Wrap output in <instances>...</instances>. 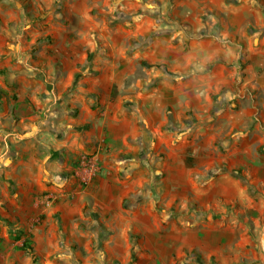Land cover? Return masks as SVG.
<instances>
[{
    "label": "rangeland",
    "instance_id": "obj_1",
    "mask_svg": "<svg viewBox=\"0 0 264 264\" xmlns=\"http://www.w3.org/2000/svg\"><path fill=\"white\" fill-rule=\"evenodd\" d=\"M18 101L105 138L51 192L0 146V264H264V0H0V143Z\"/></svg>",
    "mask_w": 264,
    "mask_h": 264
},
{
    "label": "crops",
    "instance_id": "obj_2",
    "mask_svg": "<svg viewBox=\"0 0 264 264\" xmlns=\"http://www.w3.org/2000/svg\"><path fill=\"white\" fill-rule=\"evenodd\" d=\"M60 104L61 103H59L58 106L53 105L49 109L50 115L48 114L43 117L42 113L40 115H36V113L32 114L26 109V103L18 101L14 106V110L20 120L15 122L7 130H4L3 136L7 139L3 140V143H0V146L3 147L2 149L14 156L18 155V159L10 164L11 176L14 177V179L17 178L20 182L29 183L34 187V192H51L57 188L53 184H46L43 178L46 177L50 178V181H55L53 180L55 176L67 165V158L63 160L60 156L61 153L64 152L63 155L68 154L70 151H73L77 145H84L83 141L94 142L97 138L102 136L89 130L86 135L82 136L84 140H81L82 138L78 136L72 138V133L68 128V124L62 119L64 114L59 111L62 109ZM32 116H35L34 122H31V118H34ZM47 117H49V119H47ZM94 121L96 124L101 123L103 125L106 122V117H98L97 120ZM107 136H111V133H107ZM102 138H105V135H103ZM40 145H44L46 148L44 149V147L41 146L40 149ZM47 147L54 150L50 151ZM92 147L93 146H91V148ZM116 181L117 179L109 171L108 167L105 168V166H102V173L97 179L96 189H98V191L117 189L115 192L122 194L123 189L116 184ZM95 192V196L97 197V190ZM101 197L96 198V202H98L100 206H104ZM60 204L61 202L54 203L57 208ZM126 214L129 215L130 212L126 211ZM113 218H124L129 222L133 220L130 215L125 218L123 213H115L112 216V219Z\"/></svg>",
    "mask_w": 264,
    "mask_h": 264
},
{
    "label": "built area",
    "instance_id": "obj_3",
    "mask_svg": "<svg viewBox=\"0 0 264 264\" xmlns=\"http://www.w3.org/2000/svg\"><path fill=\"white\" fill-rule=\"evenodd\" d=\"M96 159L94 157L92 158H87L86 156H82L80 158V163L78 166V170H82V172L84 173L83 175H80V179L82 180V182L86 183L88 182L94 175L96 172Z\"/></svg>",
    "mask_w": 264,
    "mask_h": 264
},
{
    "label": "trees",
    "instance_id": "obj_4",
    "mask_svg": "<svg viewBox=\"0 0 264 264\" xmlns=\"http://www.w3.org/2000/svg\"><path fill=\"white\" fill-rule=\"evenodd\" d=\"M2 92V91H1ZM23 249L24 248H26V250H27V252H30L31 254H32V258H33V260H35L36 259V257H34V253H33V251H32V249H31V247H29V246H24V245H22L21 246Z\"/></svg>",
    "mask_w": 264,
    "mask_h": 264
},
{
    "label": "water",
    "instance_id": "obj_5",
    "mask_svg": "<svg viewBox=\"0 0 264 264\" xmlns=\"http://www.w3.org/2000/svg\"><path fill=\"white\" fill-rule=\"evenodd\" d=\"M262 244L264 245V228H263V233H262Z\"/></svg>",
    "mask_w": 264,
    "mask_h": 264
}]
</instances>
